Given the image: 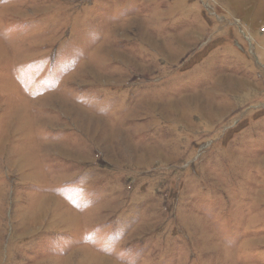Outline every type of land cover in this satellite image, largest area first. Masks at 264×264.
<instances>
[{"label":"rangeland","instance_id":"obj_1","mask_svg":"<svg viewBox=\"0 0 264 264\" xmlns=\"http://www.w3.org/2000/svg\"><path fill=\"white\" fill-rule=\"evenodd\" d=\"M0 264H264V0H0Z\"/></svg>","mask_w":264,"mask_h":264}]
</instances>
